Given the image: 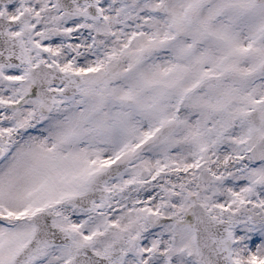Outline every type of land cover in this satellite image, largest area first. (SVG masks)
I'll return each instance as SVG.
<instances>
[{
  "label": "snow or ice",
  "instance_id": "obj_1",
  "mask_svg": "<svg viewBox=\"0 0 264 264\" xmlns=\"http://www.w3.org/2000/svg\"><path fill=\"white\" fill-rule=\"evenodd\" d=\"M0 264H264V0H0Z\"/></svg>",
  "mask_w": 264,
  "mask_h": 264
}]
</instances>
